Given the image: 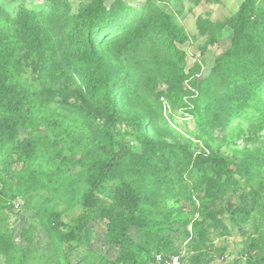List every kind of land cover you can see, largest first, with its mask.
Wrapping results in <instances>:
<instances>
[{
  "label": "trees",
  "instance_id": "trees-1",
  "mask_svg": "<svg viewBox=\"0 0 264 264\" xmlns=\"http://www.w3.org/2000/svg\"><path fill=\"white\" fill-rule=\"evenodd\" d=\"M49 1L0 5V264H74L80 248L75 264H109L93 251L97 224L119 248L114 264H200L249 223L238 256L264 264V0L199 22L210 44L232 32L202 78L167 0H93L78 13ZM70 208L81 211L66 220Z\"/></svg>",
  "mask_w": 264,
  "mask_h": 264
},
{
  "label": "rangeland",
  "instance_id": "rangeland-1",
  "mask_svg": "<svg viewBox=\"0 0 264 264\" xmlns=\"http://www.w3.org/2000/svg\"><path fill=\"white\" fill-rule=\"evenodd\" d=\"M93 0H69L71 4L72 13H78L89 5ZM110 4L113 0H107ZM133 7H139L146 0H123ZM243 0H202L200 3H195L193 0H167L166 3H162L161 7L166 9L173 20L180 25L185 32L189 35L190 40L182 46V49L187 54L188 68L193 67L194 64L199 63L202 65V72L200 77L211 73L212 67L215 63V59L228 50L231 46L232 32L227 27L222 30L223 36L215 43L210 44L211 35L208 29L201 33L199 28V22L201 20L211 21L214 23L224 22L228 17L237 11ZM0 5L9 13L15 14L16 11L25 6L30 9H46L50 7L49 0H0ZM207 28L206 25L203 26ZM27 77L32 78V67H27ZM166 113L169 114V109H166ZM174 123L181 125L185 128L192 129L193 121L189 118L182 117L179 113L175 114ZM109 189L104 190V196H108ZM183 205L181 202L168 201L166 206L168 208H177ZM65 207V206H64ZM66 209V208H65ZM81 209L70 208L66 212V220L73 219L78 216ZM26 224L28 225L33 221L32 214L24 216ZM175 243L179 244L181 241L180 235L183 234L182 225L175 227ZM240 229L233 230L231 236L219 239L216 241L220 250H212L202 255V262L200 264H241V259L238 256V252L243 247L245 236L243 232L250 233L253 230V224L242 225ZM95 238L93 242V251H100L101 256L105 257L109 264H114L119 252L118 247H110L106 243L103 233L104 225L97 224L94 227ZM18 234V233H17ZM19 235V234H18ZM35 239L39 243H43V239L40 233L35 234ZM21 238L17 237V242H20ZM190 241L183 243V247L190 245ZM226 246V247H225ZM85 251L84 248H80L77 254L74 256L73 263L75 264L81 254ZM99 261V257L97 258Z\"/></svg>",
  "mask_w": 264,
  "mask_h": 264
},
{
  "label": "built area",
  "instance_id": "built-area-1",
  "mask_svg": "<svg viewBox=\"0 0 264 264\" xmlns=\"http://www.w3.org/2000/svg\"><path fill=\"white\" fill-rule=\"evenodd\" d=\"M184 254H174V255H163L158 254L155 259V264H186L183 260Z\"/></svg>",
  "mask_w": 264,
  "mask_h": 264
}]
</instances>
